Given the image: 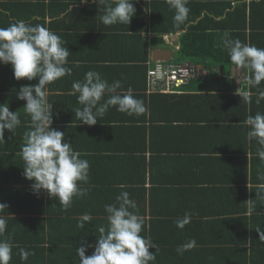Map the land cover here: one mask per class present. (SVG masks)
<instances>
[{"label":"trees","instance_id":"trees-1","mask_svg":"<svg viewBox=\"0 0 264 264\" xmlns=\"http://www.w3.org/2000/svg\"><path fill=\"white\" fill-rule=\"evenodd\" d=\"M143 3L149 12V28L156 35L152 38L154 43L163 42V34H173L178 31L174 26V10L169 7L166 0H149ZM260 4H264V0H250L251 10L248 11L247 0H237L232 8L230 3L221 0H189L188 21L186 25L181 26L184 34L178 37L177 53L182 60L177 63L189 59L194 65L207 61L216 66L230 65V58L222 43L223 33L228 31L233 39L238 38L242 43H250L246 34L247 16L250 14V21H253L252 17ZM224 10L226 12L222 14ZM231 17H236L238 21L237 24H232L235 31L227 29L231 27ZM249 27L253 31L250 25ZM127 46L129 47L128 43L124 47ZM142 46V57L145 60L146 43ZM113 47V52L116 49L123 51L121 46ZM136 59L134 54L131 55L132 62ZM146 68H148L146 65L132 63L127 68L126 74L130 72L131 82L140 84L138 71L142 70L145 73ZM193 78L195 77L190 78L175 92L163 93L147 92L145 77V90L149 93L150 101L169 98L175 101L190 100L189 110L201 104L204 99L221 97V94L213 93H181L180 89ZM262 83L261 90L264 89L262 86L264 82ZM69 87L66 85L65 88ZM252 91L255 93L256 89ZM148 95H143V99ZM255 97L253 95L252 100ZM223 98L228 99L232 110L226 112L227 116H219L215 124L209 127L219 128L217 135L219 138H224V133L228 131H234L235 138L233 141L229 136L227 138L229 139L227 145L232 146L233 150L226 152L233 155L229 157L221 153L207 155L206 163L209 161L216 163L215 171L208 167L191 171L181 164L176 167L174 161L179 157L174 156H180L182 150L170 144L174 142L173 139L167 138L168 146H163L164 137L158 142L148 141V130L152 135L153 129H157V125L152 123L153 118L150 117L151 106L148 117L141 115L138 123L103 124L97 126L96 130L91 128L96 134L93 135L94 143L90 147L86 146L89 138L87 133L80 131L81 135L75 133L74 138L71 137L74 131L70 130L75 127L65 131V135L69 133L67 138L71 137L69 140L75 142V145L78 144V147L72 146L73 149L79 151L82 154L80 158L88 160L90 164L88 182H79L80 187L88 189L87 195L74 197L71 206L67 209L60 205L58 200L49 198L45 191L36 193L32 188L18 187L23 183L22 179L19 178V182L16 179L9 180L12 179V174L7 173L0 162V203L7 205L4 214L8 220L3 238H8L11 243L19 246L13 248L10 264H25L18 254L19 248L37 253L30 255L25 262H30L31 258L43 257L42 260L46 264H80L76 248L85 246L86 256L93 253L99 236V227L107 226L105 205L117 203L116 197L122 191L129 193L130 198L136 202V211L144 218V231L141 235L150 236L157 246L156 252L154 248L149 249V252H155L156 255L155 261L149 264H194L195 258L199 256L196 255L197 253H203L202 256L207 259L218 251H225L224 257L229 260L226 264H264V241L258 238L256 232L257 229L264 231V200L256 197L259 185L264 184V180L258 178L259 175H264V161L251 156L249 172L246 164L248 159L245 156L246 148L250 149V146L246 138L248 129L244 121L251 112L253 113L254 108L251 107L252 102L246 104L237 94H225ZM233 98L234 102L231 101ZM204 109H199L202 114ZM133 118L138 119V116L134 114L131 116L132 120ZM199 119L210 120L204 116ZM217 136L214 141L218 139ZM253 140L255 139L251 141ZM83 144L85 152L80 149ZM216 148L207 152L220 150V147ZM10 152H12L11 148ZM0 154L5 157L16 156L2 152V143H0ZM241 154L244 158L240 160ZM158 157L162 158V163L158 161ZM255 162L260 165H255ZM231 163H235L236 170L232 168L234 165ZM230 169L233 170L229 171ZM183 175L186 176L184 179L176 178ZM9 182L18 185L10 187ZM176 183L179 184L178 186L190 184L196 187L168 189V186H175ZM218 183L221 185L218 186ZM211 184L213 186L216 184L217 187L213 188ZM30 193L33 195L29 197ZM184 194L187 199L189 195L195 197L198 203L194 200V203L189 200L183 201ZM31 197L34 199H29ZM170 197L177 198L176 202L174 203ZM203 197L208 199L201 200ZM189 204L195 206L197 204V207L207 205L209 209L207 216H211L210 219L202 220L200 214L191 209ZM250 205L251 213H249ZM34 211L37 216L22 215ZM186 213L191 216L190 223L183 229L177 228L176 221L183 218ZM84 214L91 215L93 219L86 222L81 229L77 224ZM204 214L206 215L207 212ZM199 219L201 221H198ZM204 224L205 228L199 229ZM218 226H223L226 230L222 236L214 231L210 232V229L214 230ZM195 230L200 231L201 235L199 233L193 235L192 232ZM193 239L196 241L195 247L184 251L183 254L177 253L178 246ZM205 258V264H211L206 262Z\"/></svg>","mask_w":264,"mask_h":264},{"label":"crops","instance_id":"crops-1","mask_svg":"<svg viewBox=\"0 0 264 264\" xmlns=\"http://www.w3.org/2000/svg\"><path fill=\"white\" fill-rule=\"evenodd\" d=\"M148 1L149 0H133L136 11L128 25L116 24L106 26L98 19V5L92 3V0H88V3L84 4H81L79 0H0V27H7L10 23L17 20H24L33 25L41 24L49 28L66 42L65 46L71 53L67 58V67L72 70L71 75H66L65 77H62L46 86L49 92L48 100L50 103H53L52 112L54 113V116L53 124L51 125L52 128L66 133V130L75 127L70 130L74 131L71 137H74L75 133L80 136V131H83L85 134L87 133L89 138L87 139L86 146L90 147L94 143L93 135L96 134L92 129L96 130L97 126L103 124L117 125L138 123L141 115L148 117L149 107L151 106L150 117L153 118L152 123L157 125V129H153L152 135L148 130V141L153 140L158 142L164 137L165 141L163 146H168L169 143H167V138L173 139L174 142L170 144L176 148H181L182 150L179 153L180 156H176L174 154V157H179L174 161L176 167L181 164L183 166H187L191 171L196 169L198 171V168L202 169V167H208L215 171L217 165L216 163H211L210 161L206 163V160L208 159H206L207 155H215L217 153L227 155L228 157L233 155L232 153L226 152L227 150H233L232 146L227 145V141L229 142V139L227 138L229 136L233 141L235 135L234 131H228L224 133V138H219L217 136L219 134V128L212 126L215 124L219 116H227L226 112L232 110V106L228 104V99H226L227 97L223 98V96L230 93L236 94L237 88L243 89L244 87L235 81L232 64L226 66L221 64L216 66L207 61L205 63L201 62L195 64L198 69L197 75L185 84L183 88L180 89V92L213 93L219 95L221 94V97H209V99H204L201 104L193 106L190 110L188 109L191 105L190 100L180 101V99H176L175 101L169 98L167 100L154 99L150 101L148 95L149 93L145 90L146 72L143 73L142 70L138 71V80L141 79V82L140 84L132 83L130 72L126 74L129 65L137 63V65L142 64L149 67L154 60L153 56L159 57V53H165L163 56L161 55L160 59H156L161 60L163 63H177V61L182 59L179 58L177 53L179 40L176 33L163 34V42L161 43L153 42L152 38L156 37V35L149 28V12L143 3ZM221 1L230 3L232 8L237 0ZM249 1L250 0H247L248 11L251 10L249 8ZM258 7L259 9H256L257 11L252 17L253 21H250V14L247 16L246 34L248 35L250 44L255 45L258 48H264V4H260ZM143 12L145 14H142ZM225 12L226 10H224L222 14H225ZM237 22L236 17H231V27L227 29H229V31H235L236 29L233 30L232 24H237ZM248 24L253 28V31H251ZM138 34L140 37H138ZM127 43L129 47L127 46L126 48L124 46L127 45ZM143 43H146L145 60H143L142 57ZM116 45L121 46L123 51L116 49V51L113 52L114 50L112 48ZM133 54L134 57L137 58L135 62L130 60L131 55ZM188 61L191 62L189 59ZM90 70L99 72L104 79L108 80L109 83L114 80H120L124 90L131 87L133 95L144 102L147 109L146 112L136 115L138 116V119L133 118L132 120V115L121 113L117 111L115 107H112L102 118H99L95 125L88 126L86 124L79 123V121L75 119V115L72 110L82 106L78 103L77 97L69 95V92L71 91L73 81H82L84 79V74ZM247 75V69H241L239 71L238 76L241 83H243L244 79L247 78ZM36 83H38L37 79H33L31 81H28L27 79H14L11 66L9 64H0V104H8L9 110L12 112L17 111L21 120V125L16 129L15 135L5 130L4 143H2V152L4 151L5 153L16 156L5 157L0 154V162H2V166L6 169L7 173L12 174V179H8H16L17 182H19L18 180L21 178L23 183H21V186L18 187L24 189L32 188V182L23 176V160L20 155L24 142V133L31 129V119L23 109L26 102L18 100L16 98V94L21 86L35 85ZM66 85L70 87L65 88ZM260 88L262 87L260 86ZM143 95L148 96H144L143 99ZM234 100V98L231 99L232 102H234ZM255 101L256 97L251 103V107L254 108L251 115H255L257 112L264 113V100H261L259 104ZM200 108H205L203 114L201 113L202 111L199 110ZM202 116L208 117L210 120L201 121L199 118ZM118 118L122 120H119ZM211 124L212 126L209 127ZM231 124H233L232 121ZM247 129L246 138L250 149L246 148L245 156L246 159H248L246 164L250 172V164L252 161H249V158L251 156L258 157L257 149L259 148V145L255 140H253V142L249 141L247 136V132L249 131L248 126ZM68 134L65 135V139L71 142L72 146L78 147V144L75 145V142L69 140L71 137L67 138ZM216 136L218 139L214 141ZM75 140L78 142L77 139ZM232 141H230V143ZM216 147H220V150L218 149L216 152L215 150L207 152L209 149H217ZM10 148L12 149V152H10ZM80 149L85 152V145L83 144ZM17 155H19V157ZM243 158V154H241L240 160ZM258 159L255 160L257 161ZM161 160L162 158L158 157V161L162 163ZM18 162L20 163L18 164ZM231 164L234 165L232 168H235L236 170L235 163ZM255 165L258 166L260 164L255 162ZM233 169H230L229 171H232ZM185 177L186 176L183 175L182 177L176 178L184 179ZM8 184H10V182ZM13 185H18V183L10 184V187H13ZM178 185L179 184L176 183L175 186H168V189L196 187L190 186V184L187 186ZM211 185L213 188H216L217 185L220 186L221 183H218L217 185L214 184V186L213 184ZM31 195L33 194L30 193L29 197ZM29 199H34V197ZM206 199L208 198L203 197L201 200ZM235 199L236 198L233 200L235 201ZM176 200L177 198L173 199L174 203ZM182 200H189L193 203L194 201L197 202L195 197L190 195L187 199L186 194L182 196ZM159 203L162 202L159 201ZM172 205L178 206L179 204ZM189 206L201 215H199V217H201L202 220L210 219L211 216H207L209 212L207 205H199L197 207V204L196 206L189 204ZM204 212H207V214L205 215ZM22 215L37 216V213L34 211ZM201 219L198 221H201ZM200 228H205V224L201 225L199 229ZM196 231L197 230L193 231L192 234L195 235L199 233V235H201L200 231ZM212 231H214L217 235L222 236L226 230L223 226H218L214 230L210 229L211 233ZM38 233H40V231ZM224 253L225 251H218L215 255L208 256L207 259L202 256L203 253H197L196 255L199 256L195 258L194 264H205L204 258L206 259V262L211 264H226L229 260L224 257ZM34 254L37 253L34 252ZM42 258L43 257L31 258L30 262H22L25 264H46Z\"/></svg>","mask_w":264,"mask_h":264},{"label":"clouds","instance_id":"clouds-1","mask_svg":"<svg viewBox=\"0 0 264 264\" xmlns=\"http://www.w3.org/2000/svg\"><path fill=\"white\" fill-rule=\"evenodd\" d=\"M79 2L84 4L88 0ZM92 3L98 5V19L106 26L128 25L136 11L133 0H92ZM166 3L174 10V26L179 37L184 34L181 26L188 21L189 0H166ZM222 43L233 65L235 81L244 86L243 89L237 88L236 94L246 104H250L255 95V102L259 104L264 100V90L260 89L264 82V48L233 39L228 31L223 33ZM65 45L66 42L59 35L41 24L17 20L7 27H0V64H9L16 80H38L35 85L21 86L16 94L18 100L26 102L23 109L31 119V129L24 133L20 152L23 176L32 181L34 192H47L49 198L58 200L67 209L74 197L87 195L88 189L80 187L79 182H88L90 164L88 160L80 158L82 154L73 149L71 142L65 139L64 132L51 127L53 103L48 100L46 86L71 75L72 70L67 67V58L71 53ZM241 69H247L248 73L243 83L238 76ZM252 89H256V92ZM69 95L76 96L82 106L72 110L75 119L88 126L95 125L112 107L128 115H140L146 111L144 102L133 95L131 87L124 90L120 80L109 83L97 71L90 70L84 74L82 81H73ZM244 124L249 128V141L256 140L260 146L257 155L264 161V113L250 114ZM20 125L17 111H10L8 104H0V143H4L5 130L15 135ZM258 178L264 180V175ZM256 197L264 200V184L259 185ZM116 201L105 205L107 226L99 227L93 253L86 256L85 246L76 248L80 264H149L155 261L158 249L150 236L141 235L145 221L136 211V202L127 191L120 192ZM6 209L7 205L0 203V264H10L13 248L19 247L10 239L3 238L8 223L4 214ZM251 211L250 205L249 213ZM92 219L91 215L84 214L77 227L83 229L85 223ZM190 220V214L186 213L176 221L177 228L183 229ZM256 232L258 238L264 241V231L257 229ZM195 246L193 239L178 246L176 251L183 254ZM150 248H154L155 252H149ZM18 254L22 261L34 255L23 248H19Z\"/></svg>","mask_w":264,"mask_h":264},{"label":"built area","instance_id":"built-area-1","mask_svg":"<svg viewBox=\"0 0 264 264\" xmlns=\"http://www.w3.org/2000/svg\"><path fill=\"white\" fill-rule=\"evenodd\" d=\"M198 73L196 65L188 60L180 63H163L155 60L146 71L147 92L171 93Z\"/></svg>","mask_w":264,"mask_h":264},{"label":"water","instance_id":"water-1","mask_svg":"<svg viewBox=\"0 0 264 264\" xmlns=\"http://www.w3.org/2000/svg\"><path fill=\"white\" fill-rule=\"evenodd\" d=\"M159 54H160L159 57H154V56H153V59H154V60H156V59H160V58H161V55L163 56L165 53H159ZM243 87H244V86H243Z\"/></svg>","mask_w":264,"mask_h":264}]
</instances>
